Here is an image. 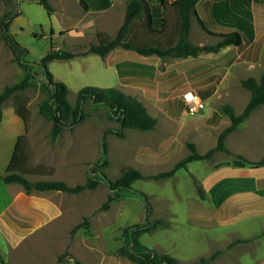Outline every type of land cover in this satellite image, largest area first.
Returning <instances> with one entry per match:
<instances>
[{"label": "rangeland", "instance_id": "obj_1", "mask_svg": "<svg viewBox=\"0 0 264 264\" xmlns=\"http://www.w3.org/2000/svg\"><path fill=\"white\" fill-rule=\"evenodd\" d=\"M236 1L242 4L243 9L254 10L256 17L259 14L262 18L263 22H258L256 36L262 39L264 52V0H250L249 3L246 0ZM50 2L56 10L52 15L35 0H0V22L5 14L18 13L10 31L27 48L25 60L35 63L32 67L34 85L14 94L3 105L0 170H4L11 140L25 134L29 166L51 171L46 175H30L32 181L62 180L70 186L84 183L100 158L104 138L108 143L109 163L102 170L111 179H116L126 166H132L147 176L168 171L190 153L189 142L195 143L199 153L205 154L217 145L221 132L231 123L223 107L231 106L237 115L242 113L251 92L241 82L249 77L260 80L264 72V57L256 59L255 66L248 67L245 58L240 55L244 45L241 50L227 47L220 53H207L200 60L192 61L157 56L143 59L121 47L105 58L94 53L82 56L79 54L97 43V25L81 37L78 30L90 26L91 17L79 23L81 8L68 3L69 13H64L57 9L58 0ZM172 15L173 11L171 18H174ZM122 20V23L114 21L107 31L109 35L114 37L117 34L124 18ZM206 24L209 26L208 22ZM199 29L195 22L192 40L209 46L216 42L213 37L199 35ZM57 50L77 54L70 60L48 63L55 80L67 85L68 100L73 106L85 86L116 87L142 101L157 119V128L151 131L127 128L124 137L106 132V129H118L120 123L110 116L109 107L95 105L89 100L83 107L85 120L73 129L66 128L56 140H52V122L40 113V104L47 96L40 61L49 52ZM251 59L254 60V57ZM136 63L154 71L158 85L154 93L127 84L119 77L118 65L134 67ZM217 74L224 79L217 94L207 99L201 96L205 109L190 113L183 100L184 94L193 90L201 95L199 90L205 88ZM24 76L25 71L16 61L14 52L0 39V92L7 85L20 82ZM160 101L174 111L181 109L180 116L174 117L165 111ZM21 105L29 111L27 128L16 113V108ZM254 115L240 132L230 134L226 139L230 152L217 151L211 159L191 162L172 177L145 178L134 183L136 191H143L150 198L153 209L150 218L169 222V226L163 225L143 234L140 238L143 244L160 254L172 255L180 264H194L201 257H210L216 252L215 259L199 264H235L239 254L233 252L232 248L237 244L232 245L231 241L239 236L261 232L264 218H245L253 217V209L231 198H228L223 210L218 209V199H202L198 186L206 188L220 174L231 176L242 173L243 169L235 166L214 171L216 164H231L234 159L241 158L238 152L247 154L251 160L264 156V106L258 108ZM0 185L4 186L2 180ZM4 193L9 195L6 190ZM36 195L55 206L56 216L40 229L29 233L15 249L10 248L0 230V264H4L3 261L7 264H56L60 256H64V262L60 264H75V259L83 264H135L119 256L116 250L124 244V229L146 219V202L140 194L122 192L107 210L100 209L109 195L104 182L94 190L79 194L44 192ZM193 217H205V220L196 218L201 221L198 224ZM216 217L221 220L220 224ZM261 244L260 252L264 250L263 242ZM247 245L242 246L244 251ZM242 264H249L248 256H244Z\"/></svg>", "mask_w": 264, "mask_h": 264}, {"label": "trees", "instance_id": "obj_2", "mask_svg": "<svg viewBox=\"0 0 264 264\" xmlns=\"http://www.w3.org/2000/svg\"><path fill=\"white\" fill-rule=\"evenodd\" d=\"M40 3L47 12L52 15L55 11L50 0H35ZM201 0H174L168 8L169 0H159L158 3H151L152 9L148 15V30L150 36L145 46H138L129 41L128 35L135 19L143 12L144 3L141 0H129L127 4L124 22L119 28L117 34L113 37L106 33L98 34V42L91 44L89 49L79 55L86 56L90 53L100 55L105 58L112 51L121 47L122 49L136 53L139 56H157L161 59L166 57L190 59L198 58L204 53L203 47L194 44L190 40V31L192 26V18L197 16V4ZM214 3H225L233 1V8L240 11L239 24H224L222 27L206 24V22L198 19L202 29L209 35L216 37L219 41L210 45L206 52L219 53L227 47H241L244 43H250L256 36V29L251 22V14L249 10L242 8V4L236 0H210ZM152 2V1H151ZM249 3L250 0H246ZM245 10V11H244ZM171 11L174 12L171 18ZM18 13H7L0 22V39L12 49L15 59L19 66L25 71L24 78L15 84L7 85L0 92V122L3 118V105L14 94L23 91L34 85L35 74L32 67L35 63L25 60L28 53L27 48L22 46L10 31V25ZM250 20V22L248 21ZM77 56L70 51L57 50L49 52L41 61L43 67L45 82L43 88L47 96L40 104L41 115L52 122L50 138L56 140L66 128L73 129L86 118L84 105L91 100L95 105H103L110 108L109 114L119 123L118 129H106V132L124 137V130L127 128L137 129L141 131H151L157 128V119L153 117L147 107L138 98L126 95L123 91L116 87H94L85 86L80 90L77 102L73 106L68 100L69 89L63 82L56 81L52 72L48 69V63L53 60H70ZM119 76L125 83L145 88L147 93H154L157 90V81L154 71L142 67L138 63L134 67H123L118 65ZM222 80V75L217 74L213 80L209 81L205 88L200 89L203 99H207L215 92L218 84ZM241 85L251 92V98L240 114H236L231 106L223 107L224 113L230 117V125L227 126L220 134L217 145L205 154L199 153L197 145L193 142L187 144L190 153L178 161L172 169L154 175H145L140 170L126 166L116 179H111L102 170L109 163L108 161V143L103 139L101 155L94 167L91 169L92 175L87 178L84 183H78L70 186L62 180H38L32 181L30 175H46L50 174L48 169L44 167L29 166L27 153L26 135L18 137L13 156L7 167V171L1 178L6 184H18L28 195L42 192H64L68 194H79L86 190L96 189L100 183L104 182L108 189L109 195L106 202L100 208L107 210L114 200L120 198L122 192L134 191L140 194L146 202V219L142 223H136L126 227L123 231L124 244L116 250L119 256H123L135 264H180L178 260L170 254H160L149 248L141 242V236L160 226H169V222L163 219L153 220L150 218L153 209L149 196L143 191H136L134 183L139 179L152 178L161 179L174 176L179 170L185 169L187 165L194 161L211 159L217 151L230 152L226 144L227 137L239 126L244 123L251 113L261 105H264V72L260 80L249 77L241 82ZM161 107L174 117L180 116V111H174L171 106L160 101ZM17 115L22 119L27 128L29 111L21 105L16 108ZM233 165L244 167L251 165L253 167L264 166V157L257 161L251 162L243 157L233 161ZM200 197L204 199L205 193L202 187L198 186ZM194 218V217H193ZM194 220L201 224L200 220ZM205 220V219H203ZM89 223L86 218V224ZM264 234V232H263ZM237 240L236 242H243ZM218 252L210 257H201L196 263H205L216 258ZM64 262V256H60L56 264ZM4 264H7L3 261ZM75 264H83L80 260L75 259Z\"/></svg>", "mask_w": 264, "mask_h": 264}, {"label": "crops", "instance_id": "obj_3", "mask_svg": "<svg viewBox=\"0 0 264 264\" xmlns=\"http://www.w3.org/2000/svg\"><path fill=\"white\" fill-rule=\"evenodd\" d=\"M144 3L143 12L135 19L133 22L128 39L130 42L138 45L145 46L150 32L148 30V15L152 9L151 3H158L159 0H141ZM152 1V2H151ZM129 0H58V8L64 13H69L67 10L68 3H71L78 8H81L80 12L82 13L81 18L79 19V23L84 22L85 19L90 18L91 25L78 30V33L81 37L85 36L88 30L93 29L94 25H97V42H98V34L106 33L108 34L109 27L114 23V21H120L122 23V19L125 18L127 4ZM174 2V0H169L168 8ZM70 5V4H69ZM53 6V5H52ZM55 9V8H54ZM56 11V10H55ZM54 11V12H55ZM251 14V22L253 23L255 29L258 26V22L262 23V18L258 14V18L256 17V13L254 10L249 11ZM240 11L235 10L233 8V1L225 2V3H214L210 0H201L197 4V16L192 18V26L190 31V40L201 47H203L204 53L198 58H190L187 60H200L202 56L207 53V48L209 45L204 44L203 42H195L192 40L193 38V28L195 22L199 26V35L205 34L206 36L213 37L205 32L200 26L198 19H201L204 22H208L209 24L215 25L216 27H222L224 24H239L240 20ZM116 18L118 20H116ZM250 22V20L248 19ZM120 28V26H119ZM118 28V29H119ZM79 29V28H76ZM74 31V30H73ZM109 35V34H108ZM112 36V35H110ZM115 36V35H114ZM216 39V42L212 45L216 44L219 39ZM262 39L257 38L255 36L254 40L250 43H244V50L240 51L241 56L245 58L246 63L249 66H255L256 59H260L264 57V52L262 51L261 45ZM242 45V46H243ZM241 46V47H242ZM241 47H236L240 49ZM260 47V49H258ZM224 50V49H223ZM241 50V49H240ZM221 52V51H220ZM219 52V53H220ZM155 56L145 57L142 56L143 59H149ZM254 57V60L251 58ZM119 74V73H118ZM226 75V74H225ZM224 75V77H225ZM120 77V76H119ZM224 80V79H223ZM218 84L213 95H216L222 81ZM189 91V90H188ZM212 95V96H213ZM261 105L260 107L262 108ZM258 107V108H260ZM258 108H256L251 116L242 123L239 128L233 131L231 134L240 132L246 122H250L249 120L255 116V112H257ZM261 110V109H259ZM262 115V114H261ZM17 135L16 138L11 140L10 152L6 158V163L4 165V170H0V180L3 181L1 175H4L7 171V167L9 162L13 156L16 143L18 140ZM229 137V136H228ZM227 137V139H228ZM227 144V142H226ZM228 147V145H227ZM229 148V147H228ZM230 150V149H229ZM243 158L251 161L257 162L259 160H251L247 154L243 152H238ZM235 160V159H234ZM233 160V161H234ZM233 161L231 164H216L214 171H221L229 168L233 165ZM243 169L242 173L236 175H227L221 176L217 175L211 182L206 186V188L202 185L200 187L203 188L205 196L210 197L211 199H218V209L223 210L225 207L228 198H231L232 201L236 203H240L241 205H247L249 208L253 209L252 216L253 217H245L249 220H257L259 218H264V166L262 167H253L251 165L239 167ZM6 192H9L5 195ZM44 193V192H42ZM263 209V210H261ZM57 214V209L52 204L45 202L41 197L35 194L28 195L24 192L23 188L19 187L18 184H6L4 182V186L0 185V230L7 240L10 248L15 249L22 240L32 232L40 229L44 225L48 223L54 216ZM259 215H263V217H256ZM198 219H205V217H194ZM218 217H216L217 219ZM218 224L219 220H216ZM223 221V220H222ZM227 221V220H225ZM264 228L261 232L252 234L246 237H237L233 241H231L232 245H236L232 248L233 252H237L239 254L237 256V261H234L235 264H242V260L244 256H248L249 264H264V250L260 252L261 242L264 244ZM247 241L236 242L237 240ZM248 244L246 247V251L243 249V245ZM243 246V247H242ZM237 250V251H236Z\"/></svg>", "mask_w": 264, "mask_h": 264}, {"label": "built area", "instance_id": "obj_4", "mask_svg": "<svg viewBox=\"0 0 264 264\" xmlns=\"http://www.w3.org/2000/svg\"><path fill=\"white\" fill-rule=\"evenodd\" d=\"M183 100L186 109L190 113H199L206 107L205 101L202 99L201 95L193 90L187 91L183 96Z\"/></svg>", "mask_w": 264, "mask_h": 264}]
</instances>
